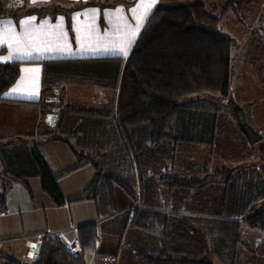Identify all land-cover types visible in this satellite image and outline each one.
<instances>
[{"label":"trees","instance_id":"trees-1","mask_svg":"<svg viewBox=\"0 0 264 264\" xmlns=\"http://www.w3.org/2000/svg\"><path fill=\"white\" fill-rule=\"evenodd\" d=\"M186 1L190 0H160L124 63L114 107L99 111L65 109L53 77L45 76L41 137L67 144L77 142L78 162L81 166L90 164L95 170L84 198L95 203L100 216L101 198L111 201L109 212L115 210L113 185L132 200L139 197L136 201L141 204L133 212L130 226L148 232L156 252L152 255L129 244L139 264H247L240 230L264 238V154L258 151L259 145L247 143L232 112L226 117L182 103L185 98L199 96L227 99L232 91L231 44L220 34L221 22L232 13L237 15V23L244 24L246 20L238 15L245 7L234 1L209 6L177 5ZM118 66H106L108 78L102 84L107 88L115 90ZM18 72L16 63L0 64V101ZM54 89L58 92L56 102L52 101ZM50 120L54 122L52 127ZM224 136H232L227 141L235 150L230 159L209 154ZM123 143V152H137L132 155L137 167L140 155L145 160L143 165L148 164V144L152 148L162 146L163 154L174 152L170 174L159 177L153 189L159 188V197H167L165 202L146 200V193L151 197L153 192L146 186L150 180L144 179L147 170L143 176L138 175L136 186L131 164L126 168L129 178L104 174L99 160L110 158L109 148L118 149ZM213 160L229 165L210 169ZM33 177L38 178L41 191L54 205L64 204L55 179L36 149L18 146L0 150V209L10 186H25V181ZM216 195L220 196L218 200ZM214 206L217 209L211 208ZM128 214L103 223L101 229L120 237ZM77 236L81 247L78 256L68 254L57 238L43 236L33 264H85V257L96 253L98 233L94 226H85L77 230ZM253 238L248 236L247 244L252 245ZM263 244H257L262 264ZM0 264L20 263L0 257Z\"/></svg>","mask_w":264,"mask_h":264},{"label":"crops","instance_id":"crops-1","mask_svg":"<svg viewBox=\"0 0 264 264\" xmlns=\"http://www.w3.org/2000/svg\"><path fill=\"white\" fill-rule=\"evenodd\" d=\"M118 1H122V4H117ZM152 2L153 0H35V2L33 0H25L23 8L17 12H8L5 9L6 0H0V37H3L5 29H11L9 35L20 38L25 46L29 43L28 34H30L34 38L31 42L37 47L51 46L53 48L52 51H44L42 53L32 51L30 57L16 54L10 60L0 59V64L16 63L19 69L16 81L1 96L0 150L5 149L7 146L34 148L45 161L64 200L62 206H56L47 197L49 200L47 208L51 213L49 221L52 226L50 228L55 229L53 232L64 231L66 241L77 240L79 242L77 236L79 228L85 226H94L96 228L99 237L96 253L85 257V264H118L123 252L132 251L128 247L129 244L140 246L137 239L143 235L150 234L145 230L130 226L134 216L133 212L140 207L141 203L139 204L138 201L130 199L124 193H122L123 197L119 195V198H116V204L117 206L119 205V208H115L113 212L110 211L106 216L102 217L97 213L95 203L85 200L84 190L93 182L95 177L93 166L90 164L81 166L75 154L78 151L71 144L58 139L45 140L44 137H41L43 130L40 128V105L45 101L43 81L45 76L53 77L52 79L61 94V106L65 109L80 108L99 111L109 107L112 108L117 100V88L122 76L124 63L151 14L159 7L160 0H154V6L147 12L146 18L134 37L130 36L127 27L122 26L115 16L109 14L114 13L116 9H123L126 24L134 29L136 26V13H133L132 10L138 9L141 3ZM77 16H79V25L74 19ZM33 17H35L34 20L32 19ZM61 17L64 21L63 31L67 33L71 51L56 50L57 45L63 43L62 40L57 39L60 29L56 27ZM93 21L95 22L94 24ZM89 25H92L90 34L88 31ZM77 26L81 29L79 32L75 30ZM81 42L84 43V48H81ZM8 43L12 44V41L9 40ZM125 43H127L126 56L119 51V47ZM12 47H17V45L12 44ZM28 50L31 49L29 48ZM10 51L11 48L8 44L0 46V58L8 57ZM111 65H119L117 67L115 90L102 84L103 80L108 78L106 66ZM33 69H39V72L26 71ZM18 84H20L19 91L13 93V89L17 88ZM89 88L111 91L112 97L105 103L100 102V104L94 105V99L86 103L82 101L86 95L84 94L83 96V92H88ZM88 167H90V170L85 172L90 174V177H78L80 172H83ZM86 173L85 176L87 175ZM75 175V179L71 182L68 184L63 183ZM14 185L17 184L12 186ZM2 187L3 184L0 187L1 194ZM6 192L3 196V203L5 202ZM71 204H86V206H91L92 209L91 211L88 209L85 211L75 209L70 212L68 220L64 211L63 214L58 215L53 213V206L60 207L58 210H65V206L69 208ZM0 210V214L3 215L5 204ZM122 213H129V219L120 237L110 232H104L101 229L103 223L115 220ZM36 233L37 236L34 241L25 235L0 237V243H8L15 240L21 242L18 252L17 250L14 252L9 251L10 255H2L0 257L12 258L20 264H33L43 236L54 238L48 235L52 232L45 234ZM60 243L64 247L63 242ZM130 255L134 260L133 264H139L135 259L134 252ZM104 256H111L114 261L105 263L102 260Z\"/></svg>","mask_w":264,"mask_h":264},{"label":"rangeland","instance_id":"rangeland-1","mask_svg":"<svg viewBox=\"0 0 264 264\" xmlns=\"http://www.w3.org/2000/svg\"><path fill=\"white\" fill-rule=\"evenodd\" d=\"M229 1L243 4H241L242 8L245 7V9L238 15V18L246 20L244 24L237 23V15L235 17L232 13H229L221 22L220 34L228 38L231 44V89L236 103L241 106L246 113L245 117L247 123L250 124V126L261 136V140L255 145H259L257 147L258 151L264 154V0H190L186 2H177V5L203 4L209 6L211 4H225ZM169 6L170 5L165 4V7ZM84 94L86 95L82 101L87 103L94 99V105L100 104V102L105 103L112 97L111 91L97 90L93 88H89V91L86 93L83 92V96ZM182 103L189 107L217 111L221 116L224 115L226 117H228L229 112H231L226 106L225 101L213 99L210 96L185 98ZM231 139L232 136H224L221 139H218L214 144V149L209 152V154L216 153L221 157L230 159L231 155L235 153L233 143L227 142ZM71 144L74 148H80L77 142H72ZM122 147L125 148L126 144L123 143L122 146H118V149L113 148L112 151L109 148L111 152L110 158L106 159V157H103V159L99 160L98 165L103 168L104 174L112 175V177L129 178V173L126 168L131 164L134 168V174L131 175V177H133L135 186L138 182V175L143 176V171L147 170L146 173L148 174H146L144 179L147 178V180H150L147 181L148 184H146V186L147 188L152 187V190L155 189L159 177H166L170 174L173 166L172 156L174 155V152L169 151L166 154H163L162 146H160L161 149L152 148V146L148 144V164L146 166L143 165L145 160L142 161L141 158L143 156L140 155L137 159V167L135 163L136 161H134L132 157V155L137 152L133 151V154L127 151L123 152ZM106 148L107 146L105 144L103 149L106 150ZM126 150H128V148ZM223 165L227 167L229 163L213 160L212 163H210L209 168H219ZM87 170H90V167L86 168L83 172H80L78 177L83 176V178H89L90 174L85 172ZM85 173L87 174L86 176ZM75 177L76 175L65 180L63 183L68 184L75 179ZM1 186L2 182L0 180V187ZM26 187H28V189H26ZM26 187L17 184L12 186L5 194V212L3 215L0 214L1 238L25 235L34 241L37 236L36 232L39 234H45L55 230L50 228L52 226L49 221L51 213L47 208L49 200L47 196L41 192L38 178L33 177L27 179ZM118 189L117 186H112L113 208L116 209L119 208V205L117 206L116 204V200L119 198V195L123 197V192ZM157 190H153L151 197L146 193V200H151L152 203L165 202L167 197H159V188H157ZM157 195L158 198L155 199ZM218 197L220 198L219 195H216L215 199L218 200ZM138 198L139 197L136 196L135 200H138ZM99 206L101 207L102 217L108 214L112 204L111 201L104 197L103 199H100ZM66 207L67 206H65V210H58L60 207L53 206V213L58 215L65 212L68 220L70 212L75 209L83 211L87 209L91 211L92 209L91 206H86V204H71L69 208ZM211 208H214V210L217 209L216 206ZM251 235H253V241L256 245L254 243L252 245L247 244L248 240H246V238ZM259 237L253 232H243V228L240 230L239 240L244 245V249H247L243 250L246 254L247 264H262L263 262L257 244H263L264 238L261 236ZM137 240L140 247H144L150 252V254L156 255L153 245L151 246V241L154 242L151 235H143ZM20 244L21 242L17 240L8 243H0V256L10 255L9 251L14 252L17 250L18 252L20 250ZM128 251L129 252L125 251L121 254L118 264H133L134 260L130 255L133 254V252L131 250Z\"/></svg>","mask_w":264,"mask_h":264},{"label":"snow or ice","instance_id":"snow-or-ice-1","mask_svg":"<svg viewBox=\"0 0 264 264\" xmlns=\"http://www.w3.org/2000/svg\"><path fill=\"white\" fill-rule=\"evenodd\" d=\"M33 2H35V0H33ZM154 6V0L152 3H141L138 6V9H133V13H136L135 15V20H136V26L135 28H131V26L126 24V18L124 17L123 13L124 10L123 9H116L114 13H111L109 15L111 16H115L117 21L122 25L128 28L130 36L134 37L136 35V33L139 31L140 26L143 23V20L146 18L147 16V12L151 10V8ZM95 11V10H93ZM87 15V14H86ZM33 20L35 19V17L32 18ZM74 19L77 21V25H79V16L74 17ZM95 22L93 21V24ZM58 29H60L59 33L57 34V39L58 40H62L63 43L60 45H57L56 50L58 51H71V45L68 43V36L67 33L63 31V27H64V21L63 18H60V22L59 24L56 26ZM76 31H80V27L77 26ZM88 31L89 34L92 31V25L88 26ZM11 32V29H5L4 35L3 37H0V46H3L4 44H8V46L11 48V51L9 53L8 57H4V58H0V59H4V60H10L13 59L15 57L16 54H21L24 56H28L30 57L32 55V51H36V52H44V51H52L53 48L51 46H46V47H37L34 43H32L31 41L34 39L33 37H31L30 34H28L29 37V43L27 46H25L24 43L21 42V39L15 36H10L9 33ZM9 40L12 41V44L17 45V47H12V44H9ZM81 48H84V43L81 42L80 44ZM31 50H28V49ZM119 51L123 54V55H127V43L121 45L119 47ZM26 71H35V72H39V69H33V70H26ZM20 89V84H18L17 88L13 89V93L18 92ZM33 247H35L33 245Z\"/></svg>","mask_w":264,"mask_h":264},{"label":"built area","instance_id":"built-area-1","mask_svg":"<svg viewBox=\"0 0 264 264\" xmlns=\"http://www.w3.org/2000/svg\"><path fill=\"white\" fill-rule=\"evenodd\" d=\"M25 5V0H6L5 9L8 12H17L21 8H23ZM58 99V92L57 90H53V96L52 101L56 102ZM50 127L54 125V122L50 120L49 122ZM49 236H53L54 238H57L60 242H63L65 251L72 255V256H78L81 253V247L77 240L74 241H66L64 236V231H56L48 234ZM103 262L112 263L114 261V258L111 256H104L102 257Z\"/></svg>","mask_w":264,"mask_h":264},{"label":"water","instance_id":"water-1","mask_svg":"<svg viewBox=\"0 0 264 264\" xmlns=\"http://www.w3.org/2000/svg\"><path fill=\"white\" fill-rule=\"evenodd\" d=\"M225 104L231 110L235 124L247 143L249 145H254L259 142L261 136L247 123L245 112L243 108L236 103L232 91L225 100Z\"/></svg>","mask_w":264,"mask_h":264}]
</instances>
